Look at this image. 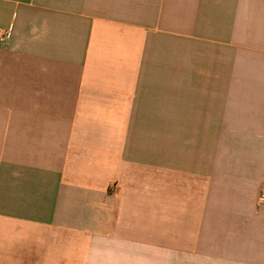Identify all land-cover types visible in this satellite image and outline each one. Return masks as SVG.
Here are the masks:
<instances>
[{"label":"crops","instance_id":"0c3cea01","mask_svg":"<svg viewBox=\"0 0 264 264\" xmlns=\"http://www.w3.org/2000/svg\"><path fill=\"white\" fill-rule=\"evenodd\" d=\"M0 264H264V0H0Z\"/></svg>","mask_w":264,"mask_h":264},{"label":"built area","instance_id":"2783aa9c","mask_svg":"<svg viewBox=\"0 0 264 264\" xmlns=\"http://www.w3.org/2000/svg\"><path fill=\"white\" fill-rule=\"evenodd\" d=\"M9 36H10L9 31H4V32L0 31V38L6 39ZM261 199L264 200V194H262Z\"/></svg>","mask_w":264,"mask_h":264}]
</instances>
